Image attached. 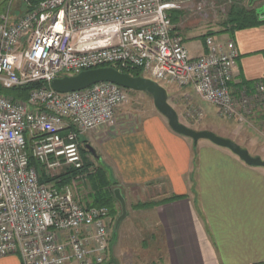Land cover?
I'll return each mask as SVG.
<instances>
[{"label":"built area","instance_id":"obj_1","mask_svg":"<svg viewBox=\"0 0 264 264\" xmlns=\"http://www.w3.org/2000/svg\"><path fill=\"white\" fill-rule=\"evenodd\" d=\"M33 1L7 0L0 13V90L43 84L26 100L0 93V258L107 264L109 210L79 195L83 176L60 187L42 182L31 160L48 178L81 170L83 135L110 125L129 91L98 83L61 94L52 81L104 67L141 70L245 119L264 105V82L253 93L237 86L233 39L221 44L208 35L204 54L192 57L176 33L171 0Z\"/></svg>","mask_w":264,"mask_h":264},{"label":"crops","instance_id":"obj_2","mask_svg":"<svg viewBox=\"0 0 264 264\" xmlns=\"http://www.w3.org/2000/svg\"><path fill=\"white\" fill-rule=\"evenodd\" d=\"M251 4L258 12L261 3ZM258 14L264 17V11ZM213 36L221 44L236 42L235 83L253 93L254 84L264 82V25ZM182 38L192 57L204 54L202 37ZM90 141L99 147L87 150L90 161L106 164L127 199L146 195L145 188L163 189L147 201L158 205L139 208L137 202L129 212L132 231L154 251L151 264H264V168L250 167L206 140L195 148L160 113L138 127L118 123L81 139L86 148ZM175 197L180 198L171 200ZM0 264L23 263L12 255Z\"/></svg>","mask_w":264,"mask_h":264},{"label":"rangeland","instance_id":"obj_3","mask_svg":"<svg viewBox=\"0 0 264 264\" xmlns=\"http://www.w3.org/2000/svg\"><path fill=\"white\" fill-rule=\"evenodd\" d=\"M171 1L175 2L177 6L174 12L181 13L176 28L179 29L182 37L196 36L198 39L202 37L204 41L209 33L215 32V34L220 36L225 34L231 9L236 7L249 9L251 7L256 10L257 7H253L251 4L253 2L257 6L261 3L258 9L259 13L264 11V0ZM3 2L4 0H0V10ZM17 7L14 9H17ZM163 87L168 92L170 105L178 113L179 120L183 125L195 131L213 132L222 138L237 143L241 148L247 150L251 156H261L264 158V105L256 107L252 115L246 119L245 117H240V115L228 116L222 114L215 105L202 100L195 93L188 94L186 93L187 91L181 90L176 86L164 85ZM157 114L159 112L156 110L150 95L129 91L126 103L117 110L112 123L101 130L113 127L118 123H122V126L128 129L138 127L141 122ZM261 115H263L262 119L256 122L257 117L259 118ZM188 140H190L189 142L192 145H195V148L199 142H206L205 140H201L196 143L189 138ZM82 144L84 146V142ZM89 144V149L93 146L92 144L99 148L94 141L93 143L90 141ZM84 148L89 150L86 146ZM85 157L88 158L87 163L90 165L89 171L80 174V176H83L85 186H83L82 190H78L74 186L71 187L80 191L79 193L82 198L88 200L87 202L91 204L90 206L100 202V204H103V201L109 200L111 196L114 197L111 204L114 211L107 206H102L109 210L107 226L109 242L106 263L151 264L154 259V251L149 247L148 241L138 240L137 235L134 234L136 230L134 232L132 231L133 225H130L131 223L128 221L130 220L129 212H132V209L135 207L134 204L137 202L139 206L153 204L147 201L157 199V195H159L157 190L160 192L162 187L149 188V190L145 188L142 192L146 195L137 196L133 199L128 195L129 199H127L125 188H120L121 186L111 178L106 164L104 165V162L101 161H99L101 163L96 164L95 159L90 161L89 158H91V155L88 151L85 153ZM117 189L121 190L127 205V216L120 223H118V219L122 215V205L115 196ZM142 235H144V232Z\"/></svg>","mask_w":264,"mask_h":264},{"label":"water","instance_id":"obj_4","mask_svg":"<svg viewBox=\"0 0 264 264\" xmlns=\"http://www.w3.org/2000/svg\"><path fill=\"white\" fill-rule=\"evenodd\" d=\"M98 83H112L132 92L146 93L153 99L156 110L167 120L170 129L176 134L189 138L198 143L201 140L211 142L213 145L232 152L250 167L264 168V161L241 148L237 143L222 138L210 131H195L180 120L178 113L169 103L168 92L158 82L145 77H133L112 67L87 70L75 76H64L51 83V89L57 93H71L85 90ZM89 149V147H88ZM94 153L93 149H89ZM117 200L122 205V215L118 219L120 223L127 216V205L120 189L115 191Z\"/></svg>","mask_w":264,"mask_h":264},{"label":"trees","instance_id":"obj_5","mask_svg":"<svg viewBox=\"0 0 264 264\" xmlns=\"http://www.w3.org/2000/svg\"><path fill=\"white\" fill-rule=\"evenodd\" d=\"M38 1H40V0H34L33 2L35 3ZM6 4H7V0H4V2L2 4V8L0 10V13H2L4 11ZM180 16H181V13H179V12H174L173 14H171L172 22L175 25L179 21ZM227 24H228V27L226 28V31L230 32L231 35H233V34H235L236 31H239V30L248 29L251 27L258 26V25L259 26L264 25V17L259 15L258 12L256 10L252 9L251 7L249 9L244 8V7H236V8L231 9V11L229 13ZM209 35H213V33H209ZM125 73H128L133 77H143V73L141 70L125 71ZM42 86H43L42 83H36V84H32V85H29V86H27L25 88H21V89L0 90V93L5 95V96H12L16 99L26 100L32 89L39 88ZM85 153H87V150L82 149V155H83V159H84V167L81 170L73 171L72 173L63 174L61 176L54 177V178L46 177L42 171V168L33 159L31 160V165L36 166L37 169H39L40 180L42 182H47V183L54 182V183H56L57 186L60 187L63 185L70 184V182H72L74 179H76V177H78L80 174L85 173V171H89L90 165H88V163L86 162V160L84 158ZM71 174H73V175H71ZM179 198L180 197H175V198H172L171 200H176ZM113 199H114V197L111 196L109 198V200L103 201V204H100L101 203L100 202L97 204H93V206L102 207L104 205V206H107L108 208L112 209L113 207L111 206V204H112ZM150 205L154 206V205H158V204H148L147 206H150ZM147 206L144 205V206H138V207L143 208V207H147Z\"/></svg>","mask_w":264,"mask_h":264}]
</instances>
